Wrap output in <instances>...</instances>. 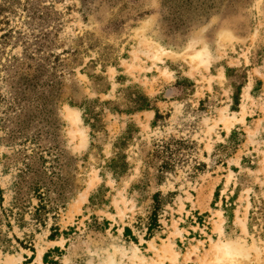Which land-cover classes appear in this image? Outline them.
<instances>
[{
    "label": "rangeland",
    "instance_id": "374dc122",
    "mask_svg": "<svg viewBox=\"0 0 264 264\" xmlns=\"http://www.w3.org/2000/svg\"><path fill=\"white\" fill-rule=\"evenodd\" d=\"M58 151L52 206H15L22 155ZM261 200L264 0H0V264H264Z\"/></svg>",
    "mask_w": 264,
    "mask_h": 264
},
{
    "label": "trees",
    "instance_id": "16d2710c",
    "mask_svg": "<svg viewBox=\"0 0 264 264\" xmlns=\"http://www.w3.org/2000/svg\"><path fill=\"white\" fill-rule=\"evenodd\" d=\"M229 77V76H228ZM239 88V87H238ZM135 101H134V112H142L145 110H148L150 108L149 100L144 96V95H135ZM107 105V104H106ZM79 109L82 112V119L85 125H87L92 134L95 132H98V129H100V114L95 113L94 107L92 105L86 104V106L80 104ZM155 118H157V114L155 115ZM129 130V129H128ZM126 131L125 134L121 136L119 139V142L116 145L118 148L116 154L108 161L107 168L108 170L112 173L113 176L116 178H120L122 175L126 173L127 170V163L124 160V156L122 154V148L126 144V142L130 139V135H128L129 131ZM233 135V133L231 134ZM152 153H155V151H152ZM51 156V163L56 164V171L54 170L53 166V171L51 170L49 175L48 172L44 166V158L42 154H37L33 153L31 156H24L22 155V164L24 165V168L18 171L17 173V179L18 182L14 184V192H15V198H14V205L18 206L20 204V198H22L24 192L26 190L28 192H32L33 194L36 195L38 199V204L37 208H35V213L39 211L45 212L48 206H52L53 204V199L49 197L50 194L56 192L58 195H60L61 187H53L55 183L54 178L60 177V171H61V158L63 154L61 152H57L56 154L52 155L49 153ZM22 158V157H21ZM39 160H43L41 164H39V167H37L36 164H33V162H39ZM52 164V165H53ZM164 165L160 166V170L165 169L166 166L168 165L167 163H163ZM48 175V178L45 177ZM44 176V177H43ZM25 189V190H24ZM24 191V192H23ZM93 196L90 197V201L93 203ZM95 198V197H94ZM157 195L153 197V204H152V212L149 216V222H148V227H147V232L150 233L152 228H154L157 224V209H158V204H157ZM260 206L257 209V213L261 214L264 212L263 206H264V201H259ZM49 209V208H48ZM45 214V213H43ZM42 223V222H41ZM71 231V229H69ZM67 232H63L62 235L67 236ZM130 234V230L128 228L124 229V236H127ZM59 235V230L54 228L52 229V234L50 235L49 239L53 240L54 237ZM58 250L55 249L53 252H57ZM49 254H45L43 257V262H47Z\"/></svg>",
    "mask_w": 264,
    "mask_h": 264
},
{
    "label": "clouds",
    "instance_id": "9594fccd",
    "mask_svg": "<svg viewBox=\"0 0 264 264\" xmlns=\"http://www.w3.org/2000/svg\"><path fill=\"white\" fill-rule=\"evenodd\" d=\"M225 255L229 258L231 264H240V261L245 258L242 252L231 248L225 249Z\"/></svg>",
    "mask_w": 264,
    "mask_h": 264
}]
</instances>
